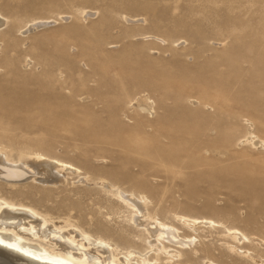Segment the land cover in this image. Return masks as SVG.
I'll return each mask as SVG.
<instances>
[{
  "label": "rangeland",
  "instance_id": "rangeland-1",
  "mask_svg": "<svg viewBox=\"0 0 264 264\" xmlns=\"http://www.w3.org/2000/svg\"><path fill=\"white\" fill-rule=\"evenodd\" d=\"M0 11V141L137 185L160 219L184 212L237 226L259 260L229 256L213 233L171 264H201L206 252L264 264V151L239 144L248 118L264 138V0H0ZM35 17L58 22L23 36ZM136 98L154 101L156 116ZM96 218L124 252L148 246L123 222Z\"/></svg>",
  "mask_w": 264,
  "mask_h": 264
},
{
  "label": "bare ground",
  "instance_id": "bare-ground-1",
  "mask_svg": "<svg viewBox=\"0 0 264 264\" xmlns=\"http://www.w3.org/2000/svg\"><path fill=\"white\" fill-rule=\"evenodd\" d=\"M93 13L89 8L82 10L83 17ZM60 17L66 20L72 15ZM7 19L0 11V32ZM57 20L31 18L21 34L27 37ZM124 20L138 21L128 15ZM138 100L133 105L156 116L154 101ZM245 124L247 134L239 144L264 151V138L254 131V122L248 118ZM74 197L91 199L98 206L96 213L85 211L80 207L83 201L76 203ZM148 199L137 185L128 189L100 168L85 170L40 148L0 141V264H157L161 254L171 264L187 255L188 249L197 252V243L205 244L213 233L225 238L229 256L259 261L249 252L246 244L251 237L241 228L226 226L223 230L220 221L184 212L176 213L175 222H169L158 218L157 212L150 214ZM95 216L110 217L116 224L123 222L120 230L131 227L134 236L148 246L130 245L124 252L110 228ZM202 258L201 264H220L208 252ZM187 261L192 260L189 257Z\"/></svg>",
  "mask_w": 264,
  "mask_h": 264
}]
</instances>
